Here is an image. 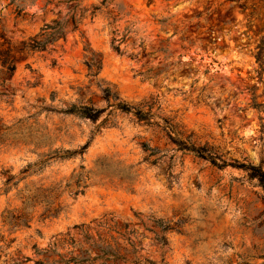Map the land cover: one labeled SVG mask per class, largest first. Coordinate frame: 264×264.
Listing matches in <instances>:
<instances>
[{
  "label": "rangeland",
  "instance_id": "obj_1",
  "mask_svg": "<svg viewBox=\"0 0 264 264\" xmlns=\"http://www.w3.org/2000/svg\"><path fill=\"white\" fill-rule=\"evenodd\" d=\"M11 2L0 0V37L12 46L56 23L64 37L18 55L12 77L0 66V121L12 141L0 149V264L95 257V243L119 239L116 225L135 231L139 257L156 264H264L259 181L175 144L264 171V109L255 106L264 105L262 4L242 2L243 12L229 0ZM72 106L105 113L96 122L61 113ZM58 150L78 154L43 166ZM157 220L177 229L165 248L154 240Z\"/></svg>",
  "mask_w": 264,
  "mask_h": 264
},
{
  "label": "trees",
  "instance_id": "obj_2",
  "mask_svg": "<svg viewBox=\"0 0 264 264\" xmlns=\"http://www.w3.org/2000/svg\"><path fill=\"white\" fill-rule=\"evenodd\" d=\"M16 0H12L10 5H13ZM231 2H236L240 5V8L243 12L248 10L246 4L251 0H229ZM255 1V0H253ZM259 3L262 4L264 8V0H258ZM106 4V2H104ZM255 5V4H254ZM22 10H18V15L21 16ZM254 14L251 13L250 19H253ZM60 37H64V26L61 23H56L55 26H47L44 30V33L39 35L37 38L30 40L29 43L23 42L21 48H17L12 46L11 42L5 39L3 36L0 37V66L2 68V74L6 75V77H12L16 71V64L18 62V55H23L26 51H37V52H46L48 51V47L54 45ZM117 51L120 52L119 48ZM256 62L258 64V70L256 71L259 76V81L264 83V39L260 42L256 49L255 54ZM97 70H99V65L95 66ZM0 88H6V81L3 80L0 82ZM6 93L0 92V100L2 97H5ZM256 108L264 109V105H255ZM117 109L125 114L134 115L140 122L149 123V115L143 113L140 110L132 108L124 103H118L116 105ZM47 110V109H45ZM49 111V110H47ZM64 115H72L79 117L81 119H86L90 121H98L100 117L105 113V110H98L93 107L87 106H72L61 112ZM7 128L2 125L0 121V149L9 146L11 144V135L7 132ZM176 146L178 150L184 153L192 154L200 159L206 160L210 162L214 167L218 169H225L227 167H234L238 169H244L250 174V177L253 179H257L264 189V171L260 168L251 166V165H239L237 163H228L227 161H223L217 155H214L213 150L208 147H196L195 145H191L187 142L177 141ZM78 152L71 151H56L52 155H49V158L43 161L42 165L48 164L50 161L55 160H65L74 157ZM13 181L12 178L8 180V184ZM7 184V185H8ZM61 209L55 210L49 215L50 218H57L60 215ZM156 228L161 231L160 235H155V242L161 247L165 248L168 245V240L166 235L170 232L177 231L176 227L172 226L169 223H164L161 220L154 221ZM18 226V225H17ZM115 232L119 235V239L111 238V241L102 240L101 243H95L93 246L95 250L98 252L95 257H91L90 251H80V254L75 255L72 253V257L69 260L61 259L60 262L54 264H156L154 261L139 257V252L141 249H138L136 243L131 239L136 232L129 231L128 225L115 227ZM152 232V231H151ZM119 240H123L127 243V246L130 247L131 250L127 249V246H123L119 242ZM80 247V246H79ZM124 247V248H123ZM75 248V247H74ZM122 249L124 251H122ZM30 261V260H28ZM42 264V263H41Z\"/></svg>",
  "mask_w": 264,
  "mask_h": 264
}]
</instances>
